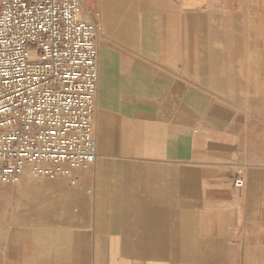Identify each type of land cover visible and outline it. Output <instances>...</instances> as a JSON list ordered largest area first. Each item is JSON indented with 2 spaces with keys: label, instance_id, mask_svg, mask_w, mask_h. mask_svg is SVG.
I'll return each mask as SVG.
<instances>
[{
  "label": "crops",
  "instance_id": "obj_1",
  "mask_svg": "<svg viewBox=\"0 0 264 264\" xmlns=\"http://www.w3.org/2000/svg\"><path fill=\"white\" fill-rule=\"evenodd\" d=\"M91 2L97 161L41 189L70 226L41 216L8 260L264 264V0Z\"/></svg>",
  "mask_w": 264,
  "mask_h": 264
},
{
  "label": "built area",
  "instance_id": "obj_2",
  "mask_svg": "<svg viewBox=\"0 0 264 264\" xmlns=\"http://www.w3.org/2000/svg\"><path fill=\"white\" fill-rule=\"evenodd\" d=\"M91 1L0 0V186L27 168L50 178L97 161L102 33Z\"/></svg>",
  "mask_w": 264,
  "mask_h": 264
},
{
  "label": "rangeland",
  "instance_id": "obj_3",
  "mask_svg": "<svg viewBox=\"0 0 264 264\" xmlns=\"http://www.w3.org/2000/svg\"><path fill=\"white\" fill-rule=\"evenodd\" d=\"M95 1L91 2L90 12L95 13ZM60 177V176H59ZM42 178L34 175L30 168L19 177V182L0 186V264H12L8 260V247L20 231L39 230V219L53 221L65 215L70 226L74 208L67 202L48 200L47 210L41 208V189L46 187H71L67 179ZM50 189V188H49ZM42 203H45L42 202ZM58 213V215H57Z\"/></svg>",
  "mask_w": 264,
  "mask_h": 264
},
{
  "label": "bare ground",
  "instance_id": "obj_4",
  "mask_svg": "<svg viewBox=\"0 0 264 264\" xmlns=\"http://www.w3.org/2000/svg\"><path fill=\"white\" fill-rule=\"evenodd\" d=\"M17 182H19V179L17 180Z\"/></svg>",
  "mask_w": 264,
  "mask_h": 264
}]
</instances>
